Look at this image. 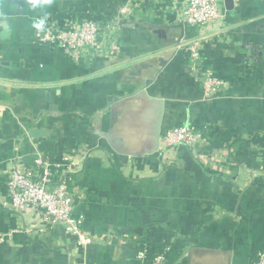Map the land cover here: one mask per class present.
Instances as JSON below:
<instances>
[{
  "label": "crops",
  "instance_id": "1",
  "mask_svg": "<svg viewBox=\"0 0 264 264\" xmlns=\"http://www.w3.org/2000/svg\"><path fill=\"white\" fill-rule=\"evenodd\" d=\"M180 1L0 0V264H139L142 248L164 250L165 264H252L264 253V0L222 3V21L203 30L182 23ZM86 17L104 26L95 54L35 43L36 20ZM200 35L201 66L225 82L211 103L182 46ZM182 124L210 133L165 154L169 167L158 139ZM63 156L93 239L83 251L59 226L2 207L17 158Z\"/></svg>",
  "mask_w": 264,
  "mask_h": 264
},
{
  "label": "built area",
  "instance_id": "2",
  "mask_svg": "<svg viewBox=\"0 0 264 264\" xmlns=\"http://www.w3.org/2000/svg\"><path fill=\"white\" fill-rule=\"evenodd\" d=\"M222 3L223 0H181L178 17L183 24L195 30L216 26L223 19ZM134 9L133 2L128 3L118 11V20L126 19ZM112 25L109 22L106 28ZM103 27L100 21L92 17L78 22L67 21L61 25L45 19L43 30L34 28L33 36L36 44L60 49L69 57H75L86 48L91 54L98 51ZM204 39L202 35L196 36L182 46L190 70L194 73L193 80L201 87L202 101L211 103L223 92L225 82L200 64ZM209 133L208 126L201 130H196L190 124L169 127L159 136V152L164 158L165 154L168 156V152L177 147L196 149ZM162 162L172 166V160L164 158ZM76 170L69 156H63L58 162L37 157L29 166L19 157L6 176L7 200L2 203V207L18 214L32 212L45 226H59L72 238L74 246L83 251L93 243V239L83 231L82 218L73 214L75 201L69 191V180ZM4 242L5 237L0 236V244ZM135 259L139 264H165V252H151L142 248L136 252ZM252 264H264V253L256 254Z\"/></svg>",
  "mask_w": 264,
  "mask_h": 264
},
{
  "label": "water",
  "instance_id": "3",
  "mask_svg": "<svg viewBox=\"0 0 264 264\" xmlns=\"http://www.w3.org/2000/svg\"><path fill=\"white\" fill-rule=\"evenodd\" d=\"M223 3H224V7H225L226 10H231L232 9V7H233V0H223ZM136 76H138V73H130L126 79H132V78H134ZM43 133L44 132L43 131H40V130H32L29 133V135L31 137H37V136L44 135Z\"/></svg>",
  "mask_w": 264,
  "mask_h": 264
},
{
  "label": "clouds",
  "instance_id": "4",
  "mask_svg": "<svg viewBox=\"0 0 264 264\" xmlns=\"http://www.w3.org/2000/svg\"><path fill=\"white\" fill-rule=\"evenodd\" d=\"M30 5L35 8L37 6H41L42 4L46 5L51 3V0H29ZM45 25V19H40L39 22L35 23L33 26L37 30H43Z\"/></svg>",
  "mask_w": 264,
  "mask_h": 264
},
{
  "label": "trees",
  "instance_id": "5",
  "mask_svg": "<svg viewBox=\"0 0 264 264\" xmlns=\"http://www.w3.org/2000/svg\"><path fill=\"white\" fill-rule=\"evenodd\" d=\"M28 166V165H27Z\"/></svg>",
  "mask_w": 264,
  "mask_h": 264
}]
</instances>
